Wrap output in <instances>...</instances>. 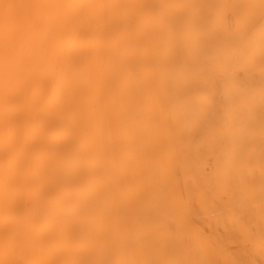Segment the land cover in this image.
Instances as JSON below:
<instances>
[{
	"label": "bare ground",
	"instance_id": "1",
	"mask_svg": "<svg viewBox=\"0 0 264 264\" xmlns=\"http://www.w3.org/2000/svg\"><path fill=\"white\" fill-rule=\"evenodd\" d=\"M0 264H264V0H0Z\"/></svg>",
	"mask_w": 264,
	"mask_h": 264
}]
</instances>
